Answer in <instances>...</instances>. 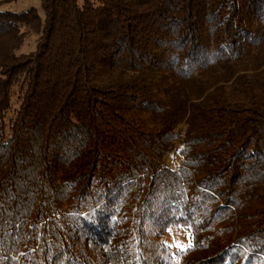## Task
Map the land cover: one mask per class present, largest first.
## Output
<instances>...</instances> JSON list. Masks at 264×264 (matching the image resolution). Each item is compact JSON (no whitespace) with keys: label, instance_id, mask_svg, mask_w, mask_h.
<instances>
[{"label":"trees","instance_id":"16d2710c","mask_svg":"<svg viewBox=\"0 0 264 264\" xmlns=\"http://www.w3.org/2000/svg\"><path fill=\"white\" fill-rule=\"evenodd\" d=\"M16 1L0 264H264V0Z\"/></svg>","mask_w":264,"mask_h":264},{"label":"rangeland","instance_id":"374dc122","mask_svg":"<svg viewBox=\"0 0 264 264\" xmlns=\"http://www.w3.org/2000/svg\"><path fill=\"white\" fill-rule=\"evenodd\" d=\"M43 0H17L16 2L5 6V9L14 12H23L30 8H36L40 15H43L41 3ZM37 44V37L34 35L27 36L24 45L20 51L22 54H28L35 50ZM15 98L13 99V106L15 105ZM178 145L174 144L169 150L166 158L165 165L170 168H177L179 165V157L177 154ZM162 242L169 246L173 251L184 250L191 245V233L189 230L181 227H170L162 238Z\"/></svg>","mask_w":264,"mask_h":264},{"label":"snow or ice","instance_id":"6c2138e0","mask_svg":"<svg viewBox=\"0 0 264 264\" xmlns=\"http://www.w3.org/2000/svg\"><path fill=\"white\" fill-rule=\"evenodd\" d=\"M190 246V245H189Z\"/></svg>","mask_w":264,"mask_h":264}]
</instances>
